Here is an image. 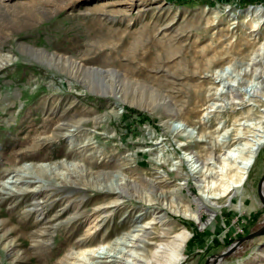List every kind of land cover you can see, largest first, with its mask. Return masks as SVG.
Returning a JSON list of instances; mask_svg holds the SVG:
<instances>
[{"label":"rangeland","instance_id":"obj_1","mask_svg":"<svg viewBox=\"0 0 264 264\" xmlns=\"http://www.w3.org/2000/svg\"><path fill=\"white\" fill-rule=\"evenodd\" d=\"M254 5L264 0H0V264L148 259L131 238L146 222L154 242L165 228L186 233L179 264H208L232 243L219 264H264V142L242 203L202 212L203 225L189 215L203 194L195 164L178 145L219 151L224 134L243 127L247 142L264 126L251 100L264 83V18L251 31L241 22ZM219 33L236 43L228 55L181 74ZM190 83L200 95L186 137L166 120L185 127Z\"/></svg>","mask_w":264,"mask_h":264},{"label":"bare ground","instance_id":"obj_2","mask_svg":"<svg viewBox=\"0 0 264 264\" xmlns=\"http://www.w3.org/2000/svg\"><path fill=\"white\" fill-rule=\"evenodd\" d=\"M251 11L254 12L252 14H255L256 18L250 19L251 17H249L248 13ZM263 18L264 7L261 5H254L246 9V14L241 22H246L245 24L249 26V31H251L256 28L258 23ZM222 35V33L217 35L215 44L210 46L209 53L204 55L202 59L199 60L201 61V64H199L198 60L195 59V53L191 55L188 61L186 59H184V62L181 61L183 68H181L180 73L189 78L190 75L195 76V72H197V74L203 75V73L206 71H213L208 69L210 64L217 61V59L220 57L226 56V54L229 53L230 48L236 46V43H233L230 41V39L227 40L230 37L221 38L223 37ZM262 36L264 37V30L262 32ZM225 40H227L226 43H224ZM188 62L191 64L190 66L187 65ZM189 87L192 88V92L190 97L185 99L183 102V105L185 108H187V111L183 112V124L185 127L173 125L175 118L172 116L168 117L166 120V126L170 128L172 127L171 129L176 131V134H185L186 137H189L190 135L189 129H187V126H189L187 118L191 115H195V106L193 104L195 103V99L200 95L199 84L190 83L188 86H186V88L188 89ZM228 94L230 96L232 105L235 106L236 104L243 103L241 98L235 100L238 97V94L232 91L231 88H229ZM255 95L256 97L251 99L253 106L257 108L263 106L261 110L264 111V83L260 88H257ZM262 117L264 118V114ZM255 127L258 132L253 134L254 138L250 140L247 138V142H241L243 138H246L244 136H247L243 131V127L240 129V131H236L231 135L224 134L223 136L225 138L220 142L219 151H215L213 144L209 142L206 143L204 153L200 154L189 149V146L186 142L178 141V145L184 149V154L187 155L186 158L191 159L193 166L195 164V167L192 168V173L195 180L194 183H196L198 187L197 189L203 192L200 198L197 196L193 197L197 208L189 213V215L192 216L195 221L199 222L200 225H203V223L200 222L202 212H207L211 216L214 215L216 207L218 208L224 204L231 205L232 196L234 195H239V202H241V197H243L242 192L244 189V182L248 176L249 169L254 162L257 151L264 142V126L261 127L257 125ZM233 142L236 143L233 148H230V145ZM198 162L202 163V166L199 168L197 167L199 165ZM203 167L205 168L204 170L201 169ZM215 167L218 169H215ZM259 190L264 198V176L262 177ZM161 217H163V215L154 216L152 219L160 221ZM147 223L149 222H146L143 225L141 224L139 233L137 232L132 234L131 238L133 239L132 244L135 249L149 251L148 248L151 247L152 249L148 253L150 255L148 259H144L140 255L141 252L139 253L138 251H135L133 253L134 261L132 260V262L129 264H179L182 260V248L184 247V244L187 240L186 233L174 232L173 230H170V228H165L162 232L159 231V236L166 237V241L164 240V242H154L149 236L152 231ZM126 240L127 238H117L115 240V242H117L115 248L118 250L122 248ZM263 248L264 245L260 247V249ZM101 257L102 261H108L106 256L102 255ZM217 259L218 258L216 257L211 258L208 264H214L215 262L217 263V261L219 264V259Z\"/></svg>","mask_w":264,"mask_h":264},{"label":"water","instance_id":"obj_3","mask_svg":"<svg viewBox=\"0 0 264 264\" xmlns=\"http://www.w3.org/2000/svg\"><path fill=\"white\" fill-rule=\"evenodd\" d=\"M261 179H262V178H260V182H259V185H258V193H259L260 198H261V201H262V203H263V205H264V198H263V196L261 195L260 190H259V189H260V184H261ZM263 229H264V224H263ZM263 229L260 231L261 233L264 232ZM256 234H257V233H256ZM254 235H255V233H254V234H249V235H247L245 238H250V237H252V236H254ZM235 247H236V243H232V244H230V245L226 248V250H225L224 252L218 254V255L215 256V257L218 258L219 260H221L223 256H225L226 254H228V253H229L231 250H233ZM218 259H217V260H218ZM217 262H218V261H217Z\"/></svg>","mask_w":264,"mask_h":264}]
</instances>
